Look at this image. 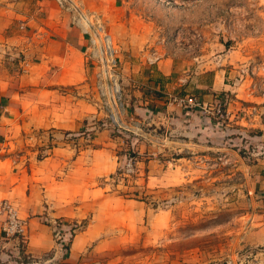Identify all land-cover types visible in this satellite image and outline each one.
<instances>
[{"label":"rangeland","instance_id":"rangeland-1","mask_svg":"<svg viewBox=\"0 0 264 264\" xmlns=\"http://www.w3.org/2000/svg\"><path fill=\"white\" fill-rule=\"evenodd\" d=\"M58 6L82 28L85 79L32 90L25 110L8 113L13 120L0 140V206H14L28 238L31 221L50 227L64 260L79 244L76 258L64 264L251 263L264 251L242 242L256 195L246 168L259 148L236 118L213 112L222 105L241 113L257 104L247 92L264 95V0H71ZM96 36L104 48L110 44L113 58L99 52ZM159 62L175 67L179 85L168 100L175 109L135 111L144 105L134 102L123 74L129 78L135 64ZM215 76L230 91L212 93ZM173 97L196 98L210 113L180 107ZM31 172L32 183L50 186L57 202L51 209L31 208L21 198L25 190L12 192L14 177H22L25 188ZM0 222V264H18L16 252L23 253L29 239L18 251L3 234L1 214Z\"/></svg>","mask_w":264,"mask_h":264},{"label":"crops","instance_id":"crops-1","mask_svg":"<svg viewBox=\"0 0 264 264\" xmlns=\"http://www.w3.org/2000/svg\"><path fill=\"white\" fill-rule=\"evenodd\" d=\"M91 1L97 3L99 0ZM70 16L71 13L62 10L55 0H0V140L8 130L6 124L13 120L8 113L25 110L32 90L46 89L54 83L76 85L85 79L84 34ZM174 69L173 63L169 62L147 63L144 68L135 64L129 78L126 77L127 73L123 74L125 82H130L132 86L130 92L134 102L144 105V109L135 111L142 110L150 115L158 108L167 112L175 109L168 102L170 90L174 84L179 85L173 80ZM141 71L147 76L146 81L142 80L145 77ZM230 88L232 86L226 82L221 86L215 76L210 89L212 93H221L230 91ZM241 95L237 93L236 97ZM247 96L257 104L253 107L243 106L241 113L238 108H228L227 113L230 119L236 118L240 131L250 134L254 146L259 148L251 153L253 162L246 168L252 178L249 187L256 195L251 198V216L245 224L242 242L252 248H260L264 247V95L247 92ZM191 115L195 116L193 113ZM255 130L261 131L262 135L248 133ZM30 176L31 180L25 188L23 178L14 177L12 192L16 195L25 190L26 196L21 198L31 208L32 204L40 210L54 207L57 202L53 200L50 186L39 188L37 183H32V172ZM4 186L5 181L0 176V192ZM49 232L50 227L31 221L29 240L24 250L26 259L39 264H64L76 258L79 244H73L78 247L77 250L64 260L63 246L56 244L52 235L47 234ZM2 252L0 257H4L5 253ZM1 259L8 261L7 258ZM17 260L20 262L19 255ZM249 264H264V251L256 252Z\"/></svg>","mask_w":264,"mask_h":264},{"label":"built area","instance_id":"built-area-1","mask_svg":"<svg viewBox=\"0 0 264 264\" xmlns=\"http://www.w3.org/2000/svg\"><path fill=\"white\" fill-rule=\"evenodd\" d=\"M59 5L64 6L67 1L71 0H56ZM174 103H176L178 106L183 108H200L203 110V113H210V108H207V104H203L202 102L198 101L196 98L193 97H173L172 100ZM214 115L216 113L217 116L223 117L224 115H227V111L223 109L222 105H219L215 112H213ZM132 164V162H129V166ZM0 214L4 216V224H3V234L8 238L13 240L15 242L16 248L19 251V246L21 243H25L28 238V225L25 220L20 218L18 215L17 210L14 208V206L9 202H4L0 206ZM20 252V251H19ZM16 252L17 255L20 256V262L19 264H39L33 260H30L29 258L26 259V255L23 253Z\"/></svg>","mask_w":264,"mask_h":264},{"label":"bare ground","instance_id":"bare-ground-1","mask_svg":"<svg viewBox=\"0 0 264 264\" xmlns=\"http://www.w3.org/2000/svg\"><path fill=\"white\" fill-rule=\"evenodd\" d=\"M80 21V23H82V21L81 20H79ZM82 24H84V25H86L85 24V22L84 23H82ZM85 27H87V28H90L89 26H85ZM96 40H97V42L99 43V52L103 55V56H107V54H109L110 55V57L111 58H113V56H114V51H113V48L110 46V44L108 45V44H106L105 45V48H104V45H103V43H101V42H103L102 41V39L99 37V36H96ZM96 40H95V42H96ZM110 59V58H109Z\"/></svg>","mask_w":264,"mask_h":264}]
</instances>
